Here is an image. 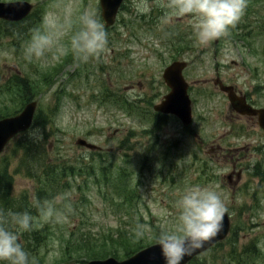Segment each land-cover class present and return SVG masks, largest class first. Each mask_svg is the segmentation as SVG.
<instances>
[{
	"label": "rangeland",
	"instance_id": "374dc122",
	"mask_svg": "<svg viewBox=\"0 0 264 264\" xmlns=\"http://www.w3.org/2000/svg\"><path fill=\"white\" fill-rule=\"evenodd\" d=\"M27 1L41 16L67 2ZM73 3L81 11H94L105 27L100 0ZM245 3L228 34L206 46L195 42L186 18L162 26L159 8L138 15L132 0H125L127 9L120 10L107 32L105 51L87 63L71 52L59 55L55 50L28 60L27 44L17 47L9 37L0 39V84L14 73L35 80L57 73L37 100L44 111L53 112L47 128L51 154L77 168L72 183L69 178L71 187L52 203L51 215L39 219L40 225L52 227L39 250L42 264H86L92 258L85 255L91 252L102 258L110 237L123 233L141 239L144 248L156 243L160 228L175 224L178 195L192 185L219 192L233 226L240 230L239 250L256 243L261 255L248 263L264 264V134L234 119L227 95L215 85L220 76L264 106V0ZM149 20L156 22L148 24ZM170 29L189 33L190 46L180 48L178 35L160 36ZM174 60L189 63L185 76L194 123L186 128L177 117L168 116L165 124L154 128L153 106L168 92L163 71ZM6 102L13 108L9 99ZM78 138L101 146L100 154L79 146ZM234 170H242V177L238 180L235 173L229 181ZM34 190V180L15 175L16 195ZM140 231L144 235L138 238ZM230 248L231 241H224L217 250L203 253L200 264H237L228 255ZM125 252L119 248L120 255Z\"/></svg>",
	"mask_w": 264,
	"mask_h": 264
},
{
	"label": "clouds",
	"instance_id": "9594fccd",
	"mask_svg": "<svg viewBox=\"0 0 264 264\" xmlns=\"http://www.w3.org/2000/svg\"><path fill=\"white\" fill-rule=\"evenodd\" d=\"M23 6L27 0H6ZM245 0H132L138 15H148L159 8L162 26L186 18L195 42L206 46L210 41L228 34L245 9ZM67 38V42H65ZM107 32L97 14L79 10L73 0L49 8L42 16L41 27L33 31L25 47V58H41L55 50L59 55L68 52L80 62L87 63L105 51ZM42 139V134L37 136ZM41 215H51L47 202L34 205ZM177 215L172 227L162 226L155 240L164 264H182L215 237L223 227L227 211L218 191L210 186L192 185L184 189L175 202ZM34 218L30 211L0 210V264H36L26 250L21 235L32 230ZM144 235L137 233L138 238Z\"/></svg>",
	"mask_w": 264,
	"mask_h": 264
},
{
	"label": "trees",
	"instance_id": "16d2710c",
	"mask_svg": "<svg viewBox=\"0 0 264 264\" xmlns=\"http://www.w3.org/2000/svg\"><path fill=\"white\" fill-rule=\"evenodd\" d=\"M126 7V5H123L122 9L125 10L127 9ZM157 14L159 18L161 11L158 10ZM41 21L42 16L37 9H34L27 18L18 22L0 19V39L9 37L12 45H16L17 47L27 44L31 39L33 31L39 28ZM151 21L152 23L156 22V20H149L148 24ZM105 30L108 32L110 28L105 27ZM161 35H166L169 39H173L175 35H178V46L180 48L189 47L192 42L189 33L177 34L174 29L173 32L170 29L169 32L160 33ZM55 74L57 73L47 72L42 80H35L36 78L34 77L18 73L12 74L10 78L0 84V117L17 114L27 102L43 96L44 90L50 85ZM106 95L109 97L107 101H110L112 95L109 96L108 91ZM116 98L118 99L117 102H119V97ZM8 99L13 103V108H10L7 104L6 101ZM120 99L122 102L129 103L122 97ZM51 111V108L44 111V109L39 107L32 127L15 137L10 145L11 149L9 153L2 155L0 158V210L6 211L10 209L18 212L28 210L31 212L34 218L33 228L31 231L23 233L20 238L30 256L35 258L36 264H42L43 262L39 250L48 239L52 227L49 224L40 225L38 223L43 215H41L40 210L34 205L39 201L40 205H44L47 202L48 207H51L58 195L71 187L72 177L74 178L77 175L76 166L68 164L64 158H58L51 154L49 133H47L48 126L53 122V112ZM167 117V115L153 112L151 117L153 127L160 128L165 124ZM40 134H42V139L37 138ZM13 162L15 163L14 168H12ZM16 174L34 180L35 190L33 194H29L28 192L19 195L15 194L14 184ZM69 178H71V183ZM239 234L240 230L234 228L233 235L228 239V241H231L228 255L237 264H249L250 260H255L261 255V250L254 242L242 246L239 250ZM110 242V247L107 250L108 253L103 257L108 255L128 257L144 247L141 239H135L126 233L120 235L119 238L110 237ZM222 244H217L214 247L215 250L220 248ZM107 247L108 243H104L102 248L106 250ZM120 247H124L126 251L123 255L119 253ZM85 256L92 259L97 258L93 252ZM202 257L201 255L197 256L189 264H200ZM86 261L85 259L84 262Z\"/></svg>",
	"mask_w": 264,
	"mask_h": 264
},
{
	"label": "water",
	"instance_id": "95a60500",
	"mask_svg": "<svg viewBox=\"0 0 264 264\" xmlns=\"http://www.w3.org/2000/svg\"><path fill=\"white\" fill-rule=\"evenodd\" d=\"M124 0H100L102 8V17L107 26H112L116 22L118 12ZM34 5L27 1L22 7L15 6L8 2L0 1V18L7 21H20L27 17L33 10ZM219 38L215 39L218 43ZM188 66V62L184 60H175L169 64L163 73L166 84L170 87V92L165 95L164 99L154 106V110L163 114L176 115L188 126L193 122L192 100L189 95V83L184 76V70ZM216 85L227 93L233 108L243 115H258L259 124L264 129V108H254L248 102L245 96H240L235 91L234 86L225 84L221 78H217ZM38 102L36 100L26 104L24 109L13 116L0 118V156L6 145L17 134L28 130L32 124L36 114ZM77 143L89 149L98 148L97 145L88 142L84 138H79ZM232 178V174L228 176ZM241 177V172L237 173V178ZM231 229V218L226 211L223 219V227L221 231L206 242L201 249L196 250L191 255L186 256L182 264H188L194 257L205 252L216 243L224 240ZM87 264H164L162 254L158 244L148 246L135 255L118 260L115 257L106 259H94Z\"/></svg>",
	"mask_w": 264,
	"mask_h": 264
},
{
	"label": "flooded vegetation",
	"instance_id": "af4514ba",
	"mask_svg": "<svg viewBox=\"0 0 264 264\" xmlns=\"http://www.w3.org/2000/svg\"><path fill=\"white\" fill-rule=\"evenodd\" d=\"M236 90H237V93H239L240 95H245L247 97L248 103H250L252 106H254L256 108L264 107V106H259L255 102H253L252 98L247 93L242 92V91L238 90L237 88H236ZM233 115H234V119L245 120V121L251 123L252 127L256 128V130L260 131L261 134H264V130L259 126V121H258L257 115H241V114L237 113L234 109H233ZM249 133H250V131H249ZM234 168H236V167L234 166Z\"/></svg>",
	"mask_w": 264,
	"mask_h": 264
}]
</instances>
